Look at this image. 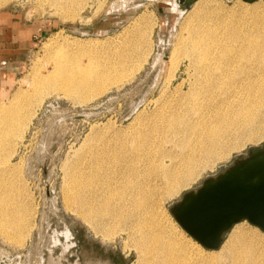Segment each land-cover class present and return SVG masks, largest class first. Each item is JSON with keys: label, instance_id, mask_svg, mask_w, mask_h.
Here are the masks:
<instances>
[{"label": "rangeland", "instance_id": "rangeland-1", "mask_svg": "<svg viewBox=\"0 0 264 264\" xmlns=\"http://www.w3.org/2000/svg\"><path fill=\"white\" fill-rule=\"evenodd\" d=\"M251 13L264 14V0H198L182 13L176 0H11L0 5V60L8 58L11 69L0 80V109L9 108L3 112L9 118L1 122L0 141L4 150L16 143L10 155L4 158V151L0 156V173L7 172L6 178L0 176V189L12 184L15 189L8 192L2 209L13 208L14 194L24 206L22 238L13 237L17 227L4 223L0 215V264H140L128 225L108 221L97 232L67 198L73 172L85 169L96 153L105 159V150L139 127L146 128L159 111L168 113L172 94L180 86L187 91L188 79L201 70L192 61L201 56L193 46L203 49L214 42L207 39L214 30L220 28L215 33L220 38L223 29L241 26ZM123 53L127 58L120 82H111L118 76L113 75L108 89L87 99L48 81L37 85L57 63L76 72L81 67L102 71ZM32 114L23 137L16 136L12 127L17 119ZM257 123L244 134L243 146L210 167L197 168L199 174L176 193H154L149 207L158 216L157 227L187 243L195 240L171 209L187 192L261 147L264 117ZM244 223L254 226L238 222ZM235 225L224 233V243ZM199 245L208 253L222 247Z\"/></svg>", "mask_w": 264, "mask_h": 264}, {"label": "bare ground", "instance_id": "bare-ground-1", "mask_svg": "<svg viewBox=\"0 0 264 264\" xmlns=\"http://www.w3.org/2000/svg\"><path fill=\"white\" fill-rule=\"evenodd\" d=\"M9 1L0 0V5ZM176 7L182 13L188 5L176 0ZM249 16V21L238 18L243 19L241 26L229 32L223 29L220 38L215 34L220 28L214 30L207 38L214 42L203 49L193 46L201 56L192 61L201 70L188 79L187 91L180 86L172 94L168 113L159 111L146 128L139 127L129 138L105 150V159L96 153L85 169L73 172L67 198L74 200L97 232L108 221L128 225L140 264H264V236L255 226L237 223L220 250L208 253L195 240L187 243L157 227L158 216L149 207L156 191L173 195L199 174L197 168L210 167L229 156L243 146L246 131L257 122L260 125L264 117V14ZM212 49L215 54L210 55ZM126 58L123 53L118 61H109L102 71L95 72L85 71L86 67L78 72L66 70L57 63L37 85L48 81L65 93L87 99L104 92L113 75L118 74L111 82H120ZM16 95L21 96L20 92ZM8 109H0V125L8 120ZM32 116L17 119L12 127L16 136L23 137ZM15 145L7 144L10 150H4L0 141V156L4 151V158L10 155ZM0 176L6 178L7 172ZM11 186L0 189V215L4 223L17 227L13 237L22 238L20 211L24 206L17 201V194L13 208L2 209L8 192L15 191Z\"/></svg>", "mask_w": 264, "mask_h": 264}, {"label": "water", "instance_id": "water-1", "mask_svg": "<svg viewBox=\"0 0 264 264\" xmlns=\"http://www.w3.org/2000/svg\"><path fill=\"white\" fill-rule=\"evenodd\" d=\"M181 1L189 6L197 0ZM171 212L187 234L210 250L220 248L224 233L243 220L264 231V144L187 192Z\"/></svg>", "mask_w": 264, "mask_h": 264}, {"label": "crops", "instance_id": "crops-1", "mask_svg": "<svg viewBox=\"0 0 264 264\" xmlns=\"http://www.w3.org/2000/svg\"><path fill=\"white\" fill-rule=\"evenodd\" d=\"M7 59H6V57H4V59L0 60V80L5 79V77H7V75L9 74L8 71L11 70V69L7 68V64L9 62ZM12 65H13V69H14V67H15V61L14 60H13Z\"/></svg>", "mask_w": 264, "mask_h": 264}]
</instances>
